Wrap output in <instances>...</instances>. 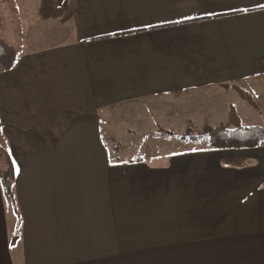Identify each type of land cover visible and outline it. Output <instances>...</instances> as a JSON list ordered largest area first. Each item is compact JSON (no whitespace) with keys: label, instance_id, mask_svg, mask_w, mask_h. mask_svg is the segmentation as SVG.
<instances>
[{"label":"crops","instance_id":"obj_1","mask_svg":"<svg viewBox=\"0 0 264 264\" xmlns=\"http://www.w3.org/2000/svg\"><path fill=\"white\" fill-rule=\"evenodd\" d=\"M65 4L69 41L0 68V264H264V145L116 165L101 136L180 93L194 128H264V0Z\"/></svg>","mask_w":264,"mask_h":264},{"label":"rangeland","instance_id":"obj_2","mask_svg":"<svg viewBox=\"0 0 264 264\" xmlns=\"http://www.w3.org/2000/svg\"><path fill=\"white\" fill-rule=\"evenodd\" d=\"M2 1L0 2V35L18 47L19 53L42 50L45 47L58 45L62 40H70L67 35L69 22L63 19L65 0ZM172 97H177L174 105L163 106L160 112H153L147 106L146 122L140 123V127L136 124L128 126L125 123H114V138L108 139L104 135L106 128L103 124L101 136L110 156L115 148L114 154L120 159L141 158L143 161L165 166L177 155L205 152L202 151L201 145L197 147L180 145L173 141L172 136L183 135L188 129L197 133L205 126L216 128L220 124L211 126L207 123L202 127L194 128L192 126L194 124L189 123V104H185L188 102L185 99L186 95L180 93ZM220 117L215 122L219 121ZM258 122L262 126L263 124L260 123H264V117H260ZM225 123L224 125L227 124ZM243 123L248 125V122ZM167 132L172 135L168 136Z\"/></svg>","mask_w":264,"mask_h":264},{"label":"trees","instance_id":"obj_3","mask_svg":"<svg viewBox=\"0 0 264 264\" xmlns=\"http://www.w3.org/2000/svg\"><path fill=\"white\" fill-rule=\"evenodd\" d=\"M7 0H4L6 2ZM0 2H3L0 0ZM19 56L17 48L2 38L0 35V68L3 71H10L16 64ZM237 96L243 100L249 107L258 109L254 98L246 91L234 88ZM171 136V133H168ZM176 143L185 146L197 147L201 145L202 151H240L252 150L264 145V128L259 126H244L237 116L235 110L230 108L228 112V122L226 125H220L216 128L205 126L197 133L191 130L183 134L172 136ZM115 148L112 155L108 156L114 159L116 165L133 164L142 162L141 158L123 159L119 161L116 156ZM189 153V152H188ZM0 187L5 199L9 203H14L13 197V162L8 149V145L1 132L0 124Z\"/></svg>","mask_w":264,"mask_h":264}]
</instances>
